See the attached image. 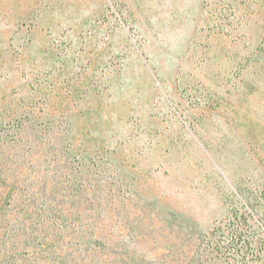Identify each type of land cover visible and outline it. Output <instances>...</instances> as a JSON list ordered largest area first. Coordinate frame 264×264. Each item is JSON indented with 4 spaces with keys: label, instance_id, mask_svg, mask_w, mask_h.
Instances as JSON below:
<instances>
[{
    "label": "rangeland",
    "instance_id": "1",
    "mask_svg": "<svg viewBox=\"0 0 264 264\" xmlns=\"http://www.w3.org/2000/svg\"><path fill=\"white\" fill-rule=\"evenodd\" d=\"M262 209L264 0H0V264H264Z\"/></svg>",
    "mask_w": 264,
    "mask_h": 264
},
{
    "label": "trees",
    "instance_id": "2",
    "mask_svg": "<svg viewBox=\"0 0 264 264\" xmlns=\"http://www.w3.org/2000/svg\"><path fill=\"white\" fill-rule=\"evenodd\" d=\"M254 212L256 213V214H259V213H263L264 212V210L262 209V211L261 210H258V211H255L254 210ZM253 213V212H252ZM250 216H251V213H250ZM234 234V236L236 237V238H238L239 239V237H240V232H239V229H235L234 231H233V233H232V235ZM264 234V233H263ZM251 246V245H253V243L251 244V243H246L245 241H243L241 244L240 243H236L235 245H234V247L232 248L233 249V251H236V252H238V251H242L243 249H245L246 247H248V246ZM239 247V248H238Z\"/></svg>",
    "mask_w": 264,
    "mask_h": 264
}]
</instances>
